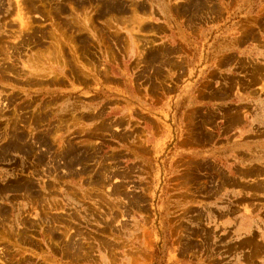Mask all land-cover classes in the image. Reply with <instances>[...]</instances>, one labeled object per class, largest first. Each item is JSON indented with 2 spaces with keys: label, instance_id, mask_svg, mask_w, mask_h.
<instances>
[{
  "label": "rangeland",
  "instance_id": "1",
  "mask_svg": "<svg viewBox=\"0 0 264 264\" xmlns=\"http://www.w3.org/2000/svg\"><path fill=\"white\" fill-rule=\"evenodd\" d=\"M0 264H264V0H0Z\"/></svg>",
  "mask_w": 264,
  "mask_h": 264
},
{
  "label": "crops",
  "instance_id": "2",
  "mask_svg": "<svg viewBox=\"0 0 264 264\" xmlns=\"http://www.w3.org/2000/svg\"><path fill=\"white\" fill-rule=\"evenodd\" d=\"M225 72L224 75L230 74L227 71ZM182 85V84H180ZM209 206L211 205V202L209 201ZM219 207L215 208V212L211 211L210 212V218H214L215 221L219 222V224H222L223 226L227 227L228 229H231L233 226L236 225V220L238 219L239 215H227V210H228V205L225 203H220L218 204ZM213 207V206H212ZM235 220V221H234Z\"/></svg>",
  "mask_w": 264,
  "mask_h": 264
}]
</instances>
